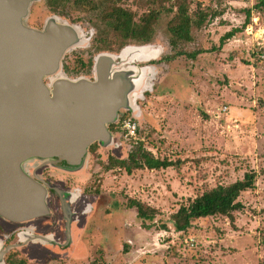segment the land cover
<instances>
[{"label": "rangeland", "instance_id": "rangeland-1", "mask_svg": "<svg viewBox=\"0 0 264 264\" xmlns=\"http://www.w3.org/2000/svg\"><path fill=\"white\" fill-rule=\"evenodd\" d=\"M138 1L118 4L141 16L147 9L138 8ZM258 2L192 0L191 16L199 10L217 15L192 31L191 42H180L176 48L169 30L172 14H161L150 43L164 50L154 68L153 86L160 87L138 100L139 136L125 138L132 146L143 141L156 157L177 165L127 174L120 167L105 168L110 153L100 148L90 153L83 174L70 178L58 171L46 173L66 188L96 194L93 200H99L85 213L86 222L83 219L75 229L69 251L57 256L37 247L39 256L34 257L25 248L20 258L25 264H264V11L255 9ZM61 10L80 20L96 40L78 57L88 60L107 44L121 48L114 41H99L112 32L96 14L75 9L72 2ZM249 10L251 20L246 24ZM49 16V6L42 0L32 8L29 25H43ZM232 30L238 32L221 44ZM198 51L203 53L191 56ZM68 54L65 61L73 69L75 54ZM249 172L258 174L256 188L241 195L244 209L234 212L233 220L222 216L197 220L184 236L170 226L161 228L189 199L241 180ZM130 200L157 210L156 221L147 223L150 228L143 226L137 209L128 206ZM191 239L194 247H189Z\"/></svg>", "mask_w": 264, "mask_h": 264}, {"label": "water", "instance_id": "water-1", "mask_svg": "<svg viewBox=\"0 0 264 264\" xmlns=\"http://www.w3.org/2000/svg\"><path fill=\"white\" fill-rule=\"evenodd\" d=\"M40 1L0 0V219L12 223L47 220L51 214L48 190L36 175L41 169L78 175L86 170L93 143L114 150L110 124L120 111L140 119L138 100L154 83V67L136 63L157 60L164 51L128 45L117 55L95 58L93 81L71 79L63 59L86 48L91 38L80 25L59 17H49L41 29L30 26L32 8ZM62 214L58 238L29 230L26 243L57 256L66 251L74 244L76 218L71 209Z\"/></svg>", "mask_w": 264, "mask_h": 264}, {"label": "trees", "instance_id": "trees-1", "mask_svg": "<svg viewBox=\"0 0 264 264\" xmlns=\"http://www.w3.org/2000/svg\"><path fill=\"white\" fill-rule=\"evenodd\" d=\"M120 0H47V4L52 13L62 14L61 6L71 3L75 9L89 14H96L97 19L109 28L112 32L109 38H100L99 41H114L115 44L123 47L127 44H145L150 42L156 31V25L162 13L172 14L169 30L173 39L171 45L178 47L180 42H191L192 31L200 29L209 16L214 18L217 14L209 15L208 12L199 10L190 15L192 0H139L137 6L147 10L141 16L130 8H125L118 4ZM255 9L264 11V0H259ZM251 20V11H247L246 24ZM232 30L225 34L220 43L224 44L237 33ZM109 46V44H107ZM203 52H193L192 57H196ZM118 159L112 160L107 169L120 167L127 174H132L135 170H161L176 166L177 164L167 159H160L145 148L143 141L137 143L127 158L122 159V155L116 156ZM258 174L249 172L244 178L229 185H218L206 190L194 199H189L186 204H182L179 210L171 215L168 220L161 223V228L167 230L169 226L177 233L186 234L192 227L194 221L208 217L222 216L233 220V213L244 209V205L239 201L244 192L252 191L256 188ZM130 208L137 209L138 217L143 220V226L150 228L151 223L156 221L158 212L144 203L130 200ZM151 222L150 224H147ZM68 250V249H67ZM66 250V251H67ZM58 251V250H57ZM65 251V249H64ZM62 253V251L60 252ZM26 260L19 264H25Z\"/></svg>", "mask_w": 264, "mask_h": 264}, {"label": "flooded vegetation", "instance_id": "flooded-vegetation-1", "mask_svg": "<svg viewBox=\"0 0 264 264\" xmlns=\"http://www.w3.org/2000/svg\"><path fill=\"white\" fill-rule=\"evenodd\" d=\"M45 1L47 3V0H45ZM52 16L53 17H59L60 19H62L64 21H70V23H72L74 25H76V24L80 25V20H72L65 13L59 14V13H52L51 12V16H49V17H52ZM35 25H36L37 29H41L44 24L43 25L34 24L33 26L35 27ZM80 27L82 28L83 26L80 25ZM85 34L87 37L91 38L90 42H89V47H90L92 43L94 44V42H96V40H93L94 36H93L92 32L85 31ZM152 41L153 40H151L150 42L145 43V44H150V43H152ZM102 42H104V41H102ZM127 45L121 47L120 49H115L112 47L108 48L107 46L103 47L101 49L97 48V50L93 52V53H95V55H92L88 60H84L82 57H78V55H76V54H79V51H81V49H83V48L75 49V50L71 51V53L73 55L75 54V58H76L75 67L72 69L67 65L65 60L70 55L67 53L63 59V71L71 79L82 78V77L84 78L85 77V78H88L91 81H93L95 58L102 53H111V54L117 55V54H119L120 50H122ZM129 45H133V44H129ZM135 45H143V44H135ZM92 46H91V48H92ZM158 63L159 62L153 60V61H149L146 63H139V64L136 63V65H138L139 67H142V68L143 67H150V66L155 68V65H157ZM44 82H45V84H50V79L49 78L45 79ZM153 84L154 83H152V86L150 89H148L144 92V97L153 95V93H155L156 90H159L160 85L157 86V84H155L153 86ZM139 103H141V102H139ZM140 116H142V112H141ZM125 119L131 120L136 125V132L139 136V131H140L139 120L140 119H135L133 114L130 111H120L119 116L116 119V123H112L109 126V130L115 136V138H116L115 141L117 143L115 142V144H114L115 145L114 150L110 149L109 151H107L110 153L107 166H109L110 163H113L112 160L118 159V157H116L113 153L116 152L118 155H122V159H123V158H127L128 155L130 154V152L134 148V145L132 146V144H130L131 145V147H130V145L128 143L129 140L125 138V133L123 130V121ZM138 142H139V140H138ZM138 142H136V144ZM99 149H100V147H99L98 142H95L91 145L89 152L91 154H94ZM55 171L56 170L46 168L43 170L41 169L39 174L36 173V175H38V176L40 175L38 177V178H40L39 179L40 183L43 184V186H45L48 190V201H49L48 204H49V207L51 209V214L48 216L47 220L37 219V220L26 221V222H22V223H12V222L4 221V220L0 219V264H13V263L17 264L16 260L23 261L24 260L23 258L20 259L22 257V251L21 250H23L25 248H28L29 254H31L34 257H38L39 254L37 253V249L40 250V248H37V247H39V245L33 244L31 242H28V244H27L26 238H27L28 234L33 233V236H50V235H52V236L58 238L57 237V231L59 229L60 224L62 223V222H60L62 219V216H63L62 213L67 211V210L69 211L70 209L74 213V216L76 218L75 221L73 222V225H72V227H74V229L72 231L73 238H74V231L77 228V226L79 225V223L81 221L83 222V219H85V222H86L87 214H85V213L93 210L94 209L93 207L97 204L99 199L97 198V200H95V201L93 200V198L96 196V194L92 195L90 193H86V192L78 190V189L66 188V186L63 184L62 181L60 183H58V182H55L50 177H47L46 173L55 172ZM81 174H83V173H81ZM65 176L70 177V178L72 177L71 175H65ZM80 176H82V175H80ZM73 177H77V176H73ZM62 207H63V209H62ZM29 230L31 231V233L29 232ZM54 247H56V245ZM35 248H37V249H35Z\"/></svg>", "mask_w": 264, "mask_h": 264}, {"label": "built area", "instance_id": "built-area-1", "mask_svg": "<svg viewBox=\"0 0 264 264\" xmlns=\"http://www.w3.org/2000/svg\"><path fill=\"white\" fill-rule=\"evenodd\" d=\"M228 111V108L227 107H224L223 108V112L226 113ZM123 130H124V133H125V137H135L137 135V132H136V125L129 119H125L123 121ZM189 247H194V243L195 241L193 239H191L189 242Z\"/></svg>", "mask_w": 264, "mask_h": 264}]
</instances>
